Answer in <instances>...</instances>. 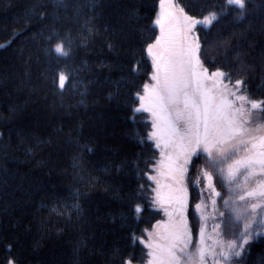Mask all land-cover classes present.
Returning <instances> with one entry per match:
<instances>
[{
    "label": "trees",
    "instance_id": "16d2710c",
    "mask_svg": "<svg viewBox=\"0 0 264 264\" xmlns=\"http://www.w3.org/2000/svg\"><path fill=\"white\" fill-rule=\"evenodd\" d=\"M77 2L87 10L86 0ZM223 2L215 10L223 8L226 15L211 26L196 27V35L204 45L201 59L210 69L222 67L230 71L233 78L243 75L250 98L264 100V31H261L264 0H249L246 12L249 19L243 24L230 19L239 12L235 6L226 5V0ZM98 3L99 35H88L77 21L62 22L58 26L60 36L71 40L70 55L65 57L46 51L54 48L57 40L49 43L43 37L31 39L33 33L51 24L50 19L41 21L38 16L40 11H53L51 0H0V132L3 133L0 136V264H7L10 258L17 264H73L74 248L85 238L89 248L103 253L91 256L92 264H104L112 248L145 258L146 248L139 239H130V234L145 238V230L164 216L159 207L147 206V201L142 200L146 210L138 219L129 217L121 227L118 217L121 213L127 214L126 203L113 198L111 192L101 191H92L80 201L79 216L71 208L73 191L86 190L75 179L74 154L82 156L85 168L93 174L136 154H140L141 160L159 155L151 141L141 145L131 135L133 128L141 136L151 130L148 113H137L135 125L128 119L129 106L134 103L130 92L136 89H122L118 97L109 100L108 92L112 89L103 81L109 76L115 80L120 73L115 70L109 73L99 67L119 63L122 71L127 72L128 58L109 51L106 42L111 39V28L122 22L126 7L132 4L140 17L137 27L143 31L134 34L125 47L135 49L137 58H143L140 74L136 76H142V81L137 85L148 81L151 60L140 49L142 41L150 42L148 38L154 39L158 33L152 21L159 0H98ZM176 3L185 7L189 15L202 18L217 0H176ZM61 15L71 16V11L67 14L61 11ZM105 28L109 31L105 32ZM43 35H48L47 29ZM237 51L244 54L243 59L254 66V71L241 72L233 63ZM27 56L31 60L25 64ZM212 60L214 64L209 62ZM61 71L68 77L62 90L58 87ZM77 130L79 145L83 147L69 140L68 133L77 135ZM21 135L51 140V144H43L33 155H27L18 146ZM203 163V156L196 159L188 175L186 218L194 230L200 226V213L194 205L202 198L206 203L209 195L201 191L202 185L192 183L197 167ZM140 168L147 171L143 163ZM112 176L114 187L123 188L121 195L139 183L144 185V195L151 196L148 189L153 183L146 176L137 182L129 168L119 175L112 168ZM220 187L217 181V191ZM217 204L224 211L221 200ZM208 214L211 216L210 204ZM213 223L219 221L209 218V233ZM224 238L232 239L233 235L226 232ZM241 264H264V236L251 243Z\"/></svg>",
    "mask_w": 264,
    "mask_h": 264
},
{
    "label": "snow or ice",
    "instance_id": "6c2138e0",
    "mask_svg": "<svg viewBox=\"0 0 264 264\" xmlns=\"http://www.w3.org/2000/svg\"><path fill=\"white\" fill-rule=\"evenodd\" d=\"M51 3V13H38L41 21L50 19L51 24L40 28L31 37L32 40L43 37L49 43L58 41L54 48L46 51L65 57L70 55L71 40L60 36L58 26L62 22H80L81 29L88 35H99L101 14L97 11L100 7L98 0H86L87 10L77 0H51ZM248 3L249 0H226V5L235 6L238 10L237 20L245 18ZM61 11L65 14L71 11V16H62ZM222 15H226L225 9L217 11L213 6L202 18H197L189 15L176 0H159L158 11L152 21L159 28V34L154 39L149 37L150 42L142 41L140 49L151 60L148 81L142 85H136L135 78L140 74L143 58H137L135 49L125 47L134 34L143 31L137 27L140 20L138 9L129 4L122 22L110 30L111 39L106 42L108 50L118 57L126 56L130 66L126 73L119 63L99 66L109 73L114 70L120 73L115 80L109 76L103 81L112 89L107 98L118 97L125 88L136 89L130 92L134 103L129 106L128 119L135 125L138 123L137 113H148L151 130L141 136L133 128L131 135L141 145L146 140L151 141V146L159 153L158 158L153 156L145 160L136 154L112 168L116 175L129 168L135 181L146 176L155 187L148 189L151 196H145L144 185L137 183L135 189L121 195L123 188L114 187L112 168L106 166L100 169L99 174H93L85 168L82 156L77 153L72 157V167L75 179L86 190L76 188L73 191L71 208L79 216L80 201L92 191L111 192L113 198L126 203L127 214L121 213L118 217L121 227L127 224L129 217L138 219L146 210L142 200L147 201V206L159 207L167 219L158 220L152 226L154 231L148 233L147 241L130 234V239H139L147 249V259L112 248L104 264H208L209 260L212 264H240L251 243L264 236V100L250 98L243 75L233 78L232 73L222 67H206L201 59L204 45L195 31L197 25L211 26ZM46 29L48 35L44 36ZM261 31H264V24ZM243 55L237 51L233 63L241 72L254 71V66L247 64ZM30 60L31 56H27L24 63ZM209 62L215 63L214 60ZM67 79L63 71L58 74L61 90L65 88ZM12 112L15 114V109ZM68 135L71 143L80 146L78 130L77 135L72 131ZM0 136H3L2 132ZM43 144H51V140L44 141L35 136L18 137V146L23 147L27 155H33ZM201 156L204 163L197 167L192 183L202 185L201 191H207L209 195L207 203L202 198L194 205L200 213V226L194 230L186 219L188 175L195 160ZM141 163L147 171L140 168ZM217 181L226 189V195L217 191ZM218 199L222 201L220 206L224 211H220ZM209 204L211 216L208 214ZM68 218L71 219V214ZM209 218L219 221L213 223L211 233L207 231ZM226 232H231L233 238L223 239ZM93 255L103 253L89 248L87 238L82 239L74 248L73 264H92L90 257ZM7 264L17 262L10 258Z\"/></svg>",
    "mask_w": 264,
    "mask_h": 264
},
{
    "label": "rangeland",
    "instance_id": "374dc122",
    "mask_svg": "<svg viewBox=\"0 0 264 264\" xmlns=\"http://www.w3.org/2000/svg\"><path fill=\"white\" fill-rule=\"evenodd\" d=\"M158 8H159V6H158ZM156 16V15H155ZM201 25H203V24H201ZM204 26H206V25H204ZM157 27V26H156ZM196 31V30H195ZM157 34H159V28L157 27ZM213 46V45H212ZM253 99V98H252ZM256 100H260V99H256ZM159 157V156H158ZM152 173H150V175H151ZM153 187H155V185L153 184ZM219 192H221V193H223V194H227V192H226V189L225 188H223L222 186L219 188ZM208 202V201H207ZM206 202V203H207ZM221 204H222V201H221ZM220 205V204H219ZM221 207V206H220ZM221 210H223V209H221ZM165 219H167V217L164 215L163 216V218L161 219V220H165ZM187 219V218H186ZM156 224V223H155ZM147 230V233H146V237L145 238H143V239H145V241H147V239H148V233H150V232H153L154 230H153V227H150V228H148V229H146ZM223 239H225V240H228L227 238H224L223 237ZM146 251H147V249H146ZM144 259H147V255H146V257L144 258ZM208 264H212V262H211V260H209V262H208ZM240 264H241V261H240Z\"/></svg>",
    "mask_w": 264,
    "mask_h": 264
},
{
    "label": "bare ground",
    "instance_id": "6f19581e",
    "mask_svg": "<svg viewBox=\"0 0 264 264\" xmlns=\"http://www.w3.org/2000/svg\"><path fill=\"white\" fill-rule=\"evenodd\" d=\"M223 3H224L223 0H217V4H216V5H211L210 7H213V6H220V5H222ZM237 16H238V15H235V16H233V17H230V19L233 20L234 22L239 23V24H241V23L243 24L246 20L249 19V15H248V14H245V18H243L242 20H237V19H236ZM141 81H142V76L137 77L136 80H135L136 85L139 84Z\"/></svg>",
    "mask_w": 264,
    "mask_h": 264
}]
</instances>
